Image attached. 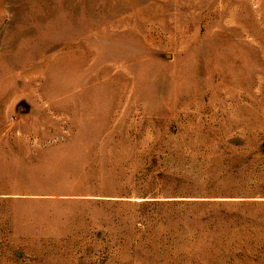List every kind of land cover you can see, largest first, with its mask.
<instances>
[{
	"label": "rangeland",
	"instance_id": "1",
	"mask_svg": "<svg viewBox=\"0 0 264 264\" xmlns=\"http://www.w3.org/2000/svg\"><path fill=\"white\" fill-rule=\"evenodd\" d=\"M0 264H264V0H0Z\"/></svg>",
	"mask_w": 264,
	"mask_h": 264
}]
</instances>
